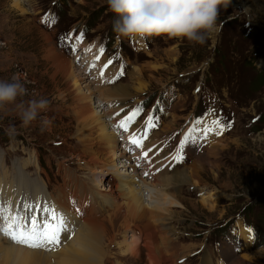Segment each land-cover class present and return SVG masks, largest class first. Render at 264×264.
Masks as SVG:
<instances>
[{
	"label": "rangeland",
	"instance_id": "obj_1",
	"mask_svg": "<svg viewBox=\"0 0 264 264\" xmlns=\"http://www.w3.org/2000/svg\"><path fill=\"white\" fill-rule=\"evenodd\" d=\"M13 1L0 0V80H10L18 74L29 93L25 99L44 96L51 103L47 112L29 126L22 125L13 107L0 109V211L10 215L9 221L2 218V222L9 224L13 218L16 232L37 218L39 208L49 220L53 214L58 218L50 221L53 224L63 217L66 230L59 245L30 247L14 242L11 232L0 231V236L13 245L45 252L48 261L42 264H59L57 256L51 255L58 254L74 239L88 215L81 210V196L89 191L101 198L99 188L107 189L109 181L121 180L112 171L99 173L100 168L91 176L94 170L90 155L79 143L74 93L67 78L47 56L48 49L54 46L58 54L78 64L76 70L80 68L90 75L89 82H93L95 90L103 76L109 77L102 85L108 87L105 90L121 84L137 88L144 83L143 93L132 90L134 97L123 101L125 113L142 110L131 126L133 131L126 135L118 126L112 128L119 134V144H124L145 173H157L155 167L162 162L155 164L149 155L147 159L141 155V147L131 146L134 131L136 138L147 132L143 146L148 142L155 150L176 157L181 155L180 144L196 129L185 143L183 158L174 159V168L171 163L165 168L168 176L184 170L190 183L175 188L149 180L153 185L160 184L156 189L159 195L155 188L144 189L141 194L146 208L160 213L155 225L168 231L167 241L174 255L170 264H204L208 255L211 264H264V241L237 259H227L224 247L220 256L215 247L208 246L213 238L224 242L231 228L249 231L241 226L243 220L239 217L245 219L246 227L264 228V0H227L226 6H220L215 34L204 45L167 35L135 39L120 36L114 31L116 17L109 11L107 0H22L26 14L14 8ZM42 31L51 36V43L45 42ZM94 58L97 61L91 63L89 60ZM104 107L110 111L109 105ZM93 108L100 115L104 112L96 102ZM118 113L113 119L119 116V123L124 113ZM44 116L51 121L47 126H42ZM148 116H154L156 123L150 130L145 129ZM109 118L110 115L107 119L112 121ZM197 120L202 123L197 125ZM10 125L15 128L12 134L8 132ZM204 129L209 131L205 134ZM213 146L215 153L209 154ZM124 161L117 160V165L127 179L130 176L125 174H131L132 169L120 168ZM147 176L151 179L149 173ZM116 195L118 202L126 203L119 192ZM101 201L107 203L106 199ZM112 212L110 209L101 216V221ZM125 221L120 213L113 218V226L104 222L112 257L102 264H149L144 256L126 260L120 248L135 237L142 243L149 232L148 221H132L135 225L131 229L123 225ZM112 237L116 242L113 245L109 241Z\"/></svg>",
	"mask_w": 264,
	"mask_h": 264
},
{
	"label": "bare ground",
	"instance_id": "obj_2",
	"mask_svg": "<svg viewBox=\"0 0 264 264\" xmlns=\"http://www.w3.org/2000/svg\"><path fill=\"white\" fill-rule=\"evenodd\" d=\"M13 2L14 8L21 11L23 14L27 13L23 8L22 0H14ZM42 34L45 38V42L51 43V36L44 31H42ZM47 52L48 55H46L49 58H52L58 70L67 78L70 85L69 89H71L72 93H74L76 101L74 112L77 116L78 132H80L81 135L79 143L85 148L86 154L90 155L89 163L94 167H92L94 171H92L93 173L91 176L97 173L95 171L100 168L101 171L98 170L99 173H108L109 171H112L114 176L121 177L120 182H117L114 179L109 181L108 183L110 186L107 189H100L96 185L99 188L98 191L103 194L101 198L89 193V191L85 192L81 196V210H85V212L88 213L87 218L82 221L79 231L74 239L66 247L59 249L60 251L57 252L58 254L51 256H57L55 259H57L59 264H91L92 261H97L99 264L104 263L106 259L112 257L110 255V251L108 250V243L106 244L108 231L106 230L107 226H105L104 222H109V225L111 224V226H113V218H116L120 213H123L124 218H126V221L123 225L126 228L131 229L135 225V223H133L134 221L144 220L148 221L146 228L149 230V232L143 237L142 243L134 236V240L129 242V245H119L121 246V251H124L123 257L127 260V257L139 259L140 257L144 256L149 264L172 263V261H174V255L171 253V247L169 248L168 245V231L164 230L163 228H161V230L160 227L155 225L158 224L160 213L156 210L150 211L149 208L147 209L144 203V197H142L141 194L145 192L144 189L149 190V188H151L153 190L155 188L154 190L157 191L156 195H159L158 190H156L161 187L159 183H164L167 187L173 186L175 188H179L184 183L189 182V176L184 170L176 171L171 176H168V170L165 169L157 175V178L155 176L152 179H148V176L145 174V168H143L139 162L137 163L134 161V157L129 155L127 149H124V144H119V140L116 136L119 134L115 133V129L112 128L114 122L108 121L107 119L108 115L111 116L112 113L117 110V108L111 109L109 111L104 107V105H108L109 103L118 100V102L123 103L122 105L118 106V111L123 110V101L134 97L131 92L132 90H135L137 94L143 93L145 91L144 83H140L137 88H131L130 85L121 84L119 86H111V89L105 90L103 88L106 86L102 85H105L108 82L107 78L109 77L103 76L98 80V84L101 85V87L97 85V90H95L93 82H89V80H91L89 77L90 75L87 76L85 71H80V68H77L79 71L74 68L78 66L77 63L58 54L54 46H51ZM89 61L94 62L97 60L94 58ZM138 70L139 69L137 68L134 72L137 73ZM109 72L111 71H108L107 73ZM133 77H135V74H133L131 78ZM84 89H87L88 92H85ZM94 102L98 104V108H102V111H104L101 112L102 115L94 110ZM110 119H112V117H110ZM118 120H120L119 116L115 120V124H118ZM210 139L211 137H208L207 140ZM216 141L218 140L216 139L213 142ZM214 147L215 146L209 147V154L212 152L215 153ZM118 150L120 153H118ZM122 158L125 160L124 163H126L120 168L130 167L132 169L131 174H125L130 176L127 179L121 176L123 174H121V171L117 165V160ZM199 160H201V158H199ZM164 164L165 161L159 163L155 168H157V170H161L164 167ZM197 164H201V161H198ZM162 174L165 175L161 176ZM149 180L155 181L154 183H159L153 185V182H147ZM19 181L20 178L16 179V186L17 184L19 185ZM117 192H119L123 198L127 199L126 203L118 202L119 200L117 201ZM163 196L166 197V195ZM105 199L107 200V203L101 201ZM105 206H108L111 210L113 209V212L109 215V217H107V219L105 218L103 222V220L101 221V216H106L110 210ZM0 207L3 208L1 203ZM102 208L105 211H103ZM5 214V212L0 211V231L12 232L15 230L13 227H15L16 222L14 223L12 218L11 223L3 224L2 218L9 221L10 215ZM163 220L164 218H162L160 222ZM9 225L12 226L11 229L9 228ZM18 231L19 230L16 231L17 234L19 233ZM28 231H31V227ZM239 234L245 238V240H250L252 237V233L245 229H241ZM113 237L112 239H109V241L112 242L111 245L116 243L115 238ZM47 256L45 255V252L42 251L30 250L21 246L13 245L11 241L0 236V264H42L48 261ZM203 262L204 264H211L212 259L208 255L204 257Z\"/></svg>",
	"mask_w": 264,
	"mask_h": 264
},
{
	"label": "clouds",
	"instance_id": "obj_3",
	"mask_svg": "<svg viewBox=\"0 0 264 264\" xmlns=\"http://www.w3.org/2000/svg\"><path fill=\"white\" fill-rule=\"evenodd\" d=\"M227 0H107L109 11L116 19L114 31L118 35L135 39L167 35L204 45L216 32L219 9ZM29 93L18 74L10 80H0V109L13 107L23 126L35 122L41 113L47 112L50 100ZM51 123L47 116L42 126ZM15 132L14 126L8 128Z\"/></svg>",
	"mask_w": 264,
	"mask_h": 264
},
{
	"label": "snow or ice",
	"instance_id": "obj_4",
	"mask_svg": "<svg viewBox=\"0 0 264 264\" xmlns=\"http://www.w3.org/2000/svg\"><path fill=\"white\" fill-rule=\"evenodd\" d=\"M82 37L80 38V41H82ZM77 41H72V43H76ZM75 49H70V51H74ZM101 54L103 53V49L100 50ZM111 63V61H109ZM107 67V65H106ZM103 75V72H101V76ZM142 110L140 108H137L135 110H130V114L127 112L124 113V118L121 119V121L118 124V127L123 129L125 132L129 130V128L136 122L137 118L141 115ZM119 115V113L117 114ZM197 125L202 123L200 120L196 121ZM215 125H219V121L213 122ZM138 126V125H137ZM156 126L155 123V117L154 116H148L146 118L145 123V129H152ZM223 129H221L222 131ZM209 131V129H204V133L206 134ZM196 132V129H193L192 133H189V136L185 137V141L180 144V151L181 155H177L174 157L176 161H179L183 158L182 153L185 147V143H187L190 139V137ZM147 132L145 131L143 135L140 138H136L135 136L131 139V144L137 146V147H143V140L146 139ZM147 152L143 153V156L147 158ZM147 175V173H145ZM37 212V218L30 220V227L31 231H24L21 230L17 234L15 231L11 232V239L14 242L30 246V247H36L41 244L47 243L49 245H59L60 243V236L63 231L66 230V221L63 217L59 218V223L53 224L50 221H56L58 218L53 214L49 218L45 215L44 210H41L39 208L36 209ZM25 227H28V224L25 225ZM9 228L11 229L12 226L9 225ZM251 231V229L249 230Z\"/></svg>",
	"mask_w": 264,
	"mask_h": 264
},
{
	"label": "trees",
	"instance_id": "obj_5",
	"mask_svg": "<svg viewBox=\"0 0 264 264\" xmlns=\"http://www.w3.org/2000/svg\"><path fill=\"white\" fill-rule=\"evenodd\" d=\"M245 213H247V212H245ZM245 213H244V214H245Z\"/></svg>",
	"mask_w": 264,
	"mask_h": 264
}]
</instances>
